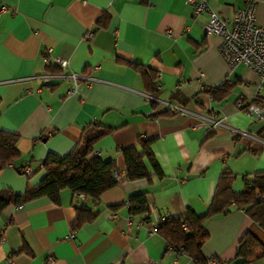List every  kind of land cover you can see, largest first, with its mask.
<instances>
[{
  "label": "crops",
  "instance_id": "crops-1",
  "mask_svg": "<svg viewBox=\"0 0 264 264\" xmlns=\"http://www.w3.org/2000/svg\"><path fill=\"white\" fill-rule=\"evenodd\" d=\"M207 1L229 19L245 6V0ZM255 15L264 26V0H256ZM207 18L195 16L187 0H0V130L18 135L19 150L0 167V196L35 189L49 152L66 154L105 129L93 151L114 159L120 174L97 201L63 188L59 203L39 196L6 204L0 264H46L49 257L50 264H194L169 248L150 213H203L225 165L241 175L235 189L245 175L264 170V119L237 106L264 104V77L243 63L229 67L220 36L204 30ZM54 57L88 79L73 87ZM149 68L159 81L156 93L146 89ZM223 81L233 84L229 94L213 97L210 87ZM212 119L220 124L212 126ZM139 137L152 139L160 176L145 160L154 173L149 179L126 177L120 148L139 147ZM137 191H146L150 209L130 215L127 198ZM82 202L96 217L72 229ZM249 227L242 209L209 218L203 255L235 264L237 240Z\"/></svg>",
  "mask_w": 264,
  "mask_h": 264
},
{
  "label": "trees",
  "instance_id": "trees-1",
  "mask_svg": "<svg viewBox=\"0 0 264 264\" xmlns=\"http://www.w3.org/2000/svg\"><path fill=\"white\" fill-rule=\"evenodd\" d=\"M107 17L106 14H102L101 23ZM144 76L146 89L156 93L159 85L156 72L151 69L145 71ZM232 86L233 84L223 81L210 87L209 91L213 97L223 99L229 94ZM240 103L242 104L240 108L244 110L250 103L260 105L257 99L246 104ZM261 119H264V116ZM107 132L108 129H105L93 135H85L82 141L66 154L49 152L41 160V169L45 173L38 186L35 189H27L23 194L9 191L7 195H1L0 209L10 202H24L39 196H46L51 201L59 203L60 191L63 188H68L75 194L82 193L84 197L91 198L93 201L99 200L105 190L115 186L118 182L113 175L114 159L102 158L93 151L94 143ZM261 135L264 137V133ZM17 138L18 135L12 131L0 130V167L9 164L19 155ZM151 142L150 138L139 137V147L133 145L120 148L128 179H149L154 174L149 172L145 160L152 164L155 174L160 176V168L155 161ZM253 150L257 151V148L253 147ZM236 178L237 174L225 165L218 176L212 199L205 212L199 214L188 209L183 214L172 215L169 220L159 224L156 228L167 244L176 251H184L194 264H208L209 256L205 257L201 251V246L208 237L205 222L214 216L228 213L232 208L242 209L245 216L251 220V227L237 240L234 263L243 264L254 258H261L264 261V170L255 171L249 177L245 175L240 189L234 188ZM146 194V191L129 194L127 200L131 203L128 208L130 215L149 211ZM75 209L76 215L72 222V229L96 217V212L85 202L76 205ZM148 217L149 215L146 219ZM21 250L27 251L26 246L24 245Z\"/></svg>",
  "mask_w": 264,
  "mask_h": 264
},
{
  "label": "built area",
  "instance_id": "built-area-1",
  "mask_svg": "<svg viewBox=\"0 0 264 264\" xmlns=\"http://www.w3.org/2000/svg\"><path fill=\"white\" fill-rule=\"evenodd\" d=\"M193 7V14L195 16L201 13L208 15L207 20L203 23L204 30L207 33L220 36L218 45L219 51L227 61L230 68H233L238 63H243L245 66L250 67L261 77H264V26L257 22L255 15L256 0H245V6L236 10L235 15L229 19L220 16L208 3L207 0H187ZM92 36L91 32L87 33V37ZM46 61L47 58H46ZM54 63L59 66L61 70H65L64 74L67 76L73 87L84 80L88 79L87 76L79 74L68 67V61L60 57L53 58ZM46 83L49 81V75L46 74L42 77ZM258 94L255 93L256 97ZM242 104L237 102V106ZM245 111L249 114H254L258 118L264 116V106L250 103ZM212 126L220 124V119H212ZM19 169L25 173H30L31 170L26 165H20ZM114 177L118 180L120 174L118 171H113ZM78 197L84 198L82 193H76ZM148 214V213H147ZM150 223L153 228L164 221L171 218V214H158L150 213ZM169 248L173 249L170 245ZM175 250V249H174ZM181 251V250H180ZM52 258L49 257L47 264H50ZM208 264H220V262L213 256L208 257Z\"/></svg>",
  "mask_w": 264,
  "mask_h": 264
},
{
  "label": "rangeland",
  "instance_id": "rangeland-1",
  "mask_svg": "<svg viewBox=\"0 0 264 264\" xmlns=\"http://www.w3.org/2000/svg\"><path fill=\"white\" fill-rule=\"evenodd\" d=\"M241 182L242 181V178H241V175H239V176H237V178H236V182H235V184L237 183V182ZM242 186V185H241ZM241 187H238V189H240Z\"/></svg>",
  "mask_w": 264,
  "mask_h": 264
}]
</instances>
